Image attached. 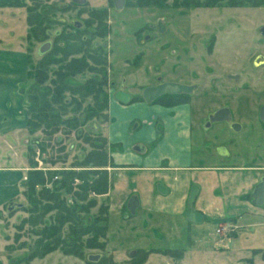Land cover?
I'll return each mask as SVG.
<instances>
[{
  "label": "rangeland",
  "instance_id": "374dc122",
  "mask_svg": "<svg viewBox=\"0 0 264 264\" xmlns=\"http://www.w3.org/2000/svg\"><path fill=\"white\" fill-rule=\"evenodd\" d=\"M19 1V6H0V76L12 72L15 73L14 77L21 80L25 69L29 70L40 59L37 48L43 40L54 42L52 36L56 31L62 33L72 30L74 22L83 24L90 20L91 11H104L103 19L89 24L94 32L91 35L86 33V36L91 46L99 45L105 51L107 84L104 90L107 96L110 82L115 88L128 89L138 97L142 96L145 87L161 81L193 85V91L184 94L191 95L198 107L203 106L212 115L221 107H228L231 111V123L214 121L212 126L220 140L227 144L235 143L236 149L240 148L234 161L256 163L262 157L260 143L264 142V121L257 115L260 107L264 106V62L255 65L254 59L257 55L264 58V0L258 6L250 2L231 4L234 0H220L212 6H183L173 3V0H164L160 5H139L136 0H125V5L120 9L113 7L112 0H86L82 6L74 5L71 0H42L38 3L32 0ZM46 31H50L51 36L43 35ZM57 67L58 64L50 66L51 70ZM93 76H97L96 72L88 70L70 81L84 82ZM29 84V81L24 84L25 98ZM66 97L70 99L71 95L66 93ZM92 106V98L87 97L79 109L70 106L62 116L79 117ZM106 110L107 103L101 112L103 117H90L81 129L82 133L99 142L102 137L105 138ZM232 123H241L242 130L234 132ZM206 124L208 120L203 123L204 126ZM95 125L98 126L97 133L91 131ZM28 134V160L39 165L38 160L44 168L71 169L80 151L86 153L90 150L89 144L77 137L74 131L66 134L61 130L55 136L63 142L65 151L57 152L58 147L53 146L36 156L31 152L32 147L37 148L32 141L34 138L42 139L43 134L40 129ZM104 143L107 145L106 138ZM244 146L248 148L242 149ZM3 152H0L1 155ZM109 166L107 163L106 167L98 169L106 170L108 177ZM91 197L97 201V205L90 210L91 214L97 212L100 204L107 206L101 195L91 194ZM20 198L15 199L11 208L7 205L0 209V264H86L84 258L66 255L59 250L42 257L28 258L29 246L37 239V235L31 232V227L22 225L28 213L25 211L26 198ZM124 213L129 216L126 210ZM261 219L264 221V217ZM132 222L135 221H126L120 214H110L109 236H106L104 250L92 249L89 253L108 254L116 264H126L130 261V253L138 246L149 245L157 252L147 257L144 264H166L159 261L164 256L169 264H180V255L172 257L160 252L168 248L164 241L155 243L150 239L146 243L135 242L128 229V224ZM202 223L208 227L197 229L190 225L187 232L189 236L182 237V242L187 240L185 243H193L196 238L203 240L199 242L200 246H185V258L190 264H198L199 259L202 263L203 258L214 263V256L225 254L213 249L218 248L215 245L219 239L215 231L218 220L206 217ZM40 227H34L33 231ZM236 232L244 242L243 247L263 249V260L250 262L254 259L245 261L242 258L235 262V258H251V251H242L238 245L236 252L240 255L226 253L224 258L229 259L226 263L264 264V236H257L264 232V226H238ZM185 243L172 249L185 251ZM22 244L25 245L20 247ZM221 244L219 242L217 245ZM197 247L199 254L194 253Z\"/></svg>",
  "mask_w": 264,
  "mask_h": 264
},
{
  "label": "crops",
  "instance_id": "0c3cea01",
  "mask_svg": "<svg viewBox=\"0 0 264 264\" xmlns=\"http://www.w3.org/2000/svg\"><path fill=\"white\" fill-rule=\"evenodd\" d=\"M26 72L25 69L24 77L21 74V80L12 72L0 76V152L4 150L3 155L0 153V209L10 207L15 199L23 197L22 183L31 169L26 153L30 137L24 95ZM120 89L131 95L129 102L123 103L114 97ZM120 89L110 82L107 90L104 133L110 166L107 167V192L101 196L107 202L108 218L115 213L126 221H135L128 224L135 242L146 243L151 239L155 243L164 241L168 248H174L187 242H182V237L188 235L190 225L197 229L208 227L202 222L209 217L218 220L215 227L218 248L213 249L225 254L214 256V263L203 258L198 264H227L226 253L240 255L236 252L238 245L242 251H251V258L239 257L235 262L242 258L254 259L250 262L263 260V249L243 247L236 230L238 226H264L261 219L264 195L261 201H255V189L264 180V142L260 143L262 157L256 163L235 162L233 158L240 148L237 151V144H227L214 134L211 112L198 107L191 95L185 101L163 105L145 102L130 90ZM206 120L208 124L204 126ZM231 122L232 116L228 123ZM234 130L241 131L242 124ZM193 186H197V193L192 208L201 214L199 222L189 221L184 214ZM257 236L263 238L264 232ZM201 240L196 238L183 248L200 246ZM219 242H222L220 246ZM197 249L194 253L199 254ZM186 251L187 248L182 249L180 264H190L185 258ZM159 261L169 264L165 256Z\"/></svg>",
  "mask_w": 264,
  "mask_h": 264
},
{
  "label": "trees",
  "instance_id": "16d2710c",
  "mask_svg": "<svg viewBox=\"0 0 264 264\" xmlns=\"http://www.w3.org/2000/svg\"><path fill=\"white\" fill-rule=\"evenodd\" d=\"M173 1L183 6H212L220 0ZM262 1L234 0L230 3L250 2L251 5L258 6ZM19 2L0 0V6H19ZM163 2L164 0H136L139 5H160ZM104 16V11H91L90 20L84 22V28L73 27V31L60 32L54 38L52 48L43 53L27 70L26 78L30 82L26 91L27 128L31 133L40 129L43 134L42 139L34 138V146L41 152L53 146L58 147L57 152H64L65 145L55 136L61 130L66 134L74 131L77 137L83 138L90 146L86 153L80 151L81 154L77 156L71 169L42 170L36 168V162L30 161L31 169L22 183V194L27 200L25 211L28 213V216L23 218L22 225L31 227V232L37 235V239L32 245H26L29 246L28 258L42 257L59 250L66 255L84 258L86 264H116L110 255L102 253L96 261L87 260L89 250H104L108 231V207L100 204L95 214L90 213L92 207L97 205L91 194L101 195L107 192V172L98 169L106 167L109 162L105 138L102 137L99 142L90 135L83 134L81 130L90 117H103L101 112L107 103L104 90L107 84L105 51L100 47L91 46L86 36V33L91 35L94 32L89 24L98 19L100 21ZM53 64H58V67L51 70L50 66ZM88 70L96 72L97 76L84 82L70 81ZM66 93L71 95L70 99L66 97ZM87 97L92 98L94 106L87 108L82 114L83 117L62 116L70 106L79 109ZM187 99L188 94H164L153 102L173 105ZM97 129L92 128L91 131L97 133ZM32 149L31 152L34 153L35 149ZM38 225L41 227L33 231ZM23 245L25 244L20 247ZM153 252L157 250L135 249L130 253V261L126 264H144ZM160 252L176 257L181 255L182 250L167 248Z\"/></svg>",
  "mask_w": 264,
  "mask_h": 264
},
{
  "label": "water",
  "instance_id": "95a60500",
  "mask_svg": "<svg viewBox=\"0 0 264 264\" xmlns=\"http://www.w3.org/2000/svg\"><path fill=\"white\" fill-rule=\"evenodd\" d=\"M77 4H83L85 0H73ZM125 0H113V5L116 9H120L124 6ZM262 32L264 33V28H262ZM51 47L50 41L43 42L38 52L40 54L45 53ZM264 62V58L261 55H257L254 59V64L259 65ZM234 77V76H233ZM195 86L178 83V82H160L156 85L147 86L142 90L141 97L145 102H153L158 97L164 94H181V93H190L193 91ZM114 97L120 102L127 103L131 100V95L123 90H117L114 94ZM259 117L264 121V106H262L259 110ZM212 121H230L231 120V112L228 107H221L217 109L213 115L211 116ZM233 128L239 127V124L232 123ZM197 193V186L191 187L189 198H188V208L185 210L186 218L191 222H199L201 220V214L192 208V202L194 201L195 195ZM264 195V180L260 182L255 189V201H261ZM133 199H131L132 201ZM11 208V206L9 207ZM129 210L133 211V208H129ZM100 253H89L87 254V260L96 261L100 258Z\"/></svg>",
  "mask_w": 264,
  "mask_h": 264
},
{
  "label": "flooded vegetation",
  "instance_id": "af4514ba",
  "mask_svg": "<svg viewBox=\"0 0 264 264\" xmlns=\"http://www.w3.org/2000/svg\"><path fill=\"white\" fill-rule=\"evenodd\" d=\"M32 1H34V2L36 1L35 3H38V2H41L42 0H32ZM71 2H72L74 5H78V6L81 5V6H82V5L85 4L86 0H85V2H84L83 4H77V3H75L73 0H71ZM112 4H113V0H112ZM124 5H125V4H124ZM113 7H114V5H113ZM114 8H115V7H114ZM83 26H85V23H84V22H83V24H82L81 22H80V23H79V22H78V23H77V22H76V23L74 22V24H73V27H78V28H80V27H83ZM69 31H70V30H67L66 32H69ZM59 34H60V32H59V31H56V32L53 34V36H52L53 39H54L57 35H59ZM46 36H51V35H50V31H46ZM45 41H50V40H49V39H45V40H43V41L39 44V46H38V48H37V53H39V52H38V49H39L40 45H41L43 42H45ZM50 43H51V47L49 48V50H50V49L52 48V46H53V41H52V42L50 41ZM95 47H99V45H95ZM49 50H48V51H49ZM48 51H46V52H48ZM46 52H45V53H46ZM39 54H40V53H39ZM41 55H42V54H40V56H41ZM181 94H184V93H181ZM188 97H189V95H188ZM260 108H261V107H260ZM216 110H217V109H216ZM216 110H215V111H216ZM259 110H260V109H259ZM215 111H214V112H215ZM258 112H259V111H258ZM211 116H212V115H211ZM259 118H260V117H259ZM262 121H263V120H262Z\"/></svg>",
  "mask_w": 264,
  "mask_h": 264
},
{
  "label": "built area",
  "instance_id": "2783aa9c",
  "mask_svg": "<svg viewBox=\"0 0 264 264\" xmlns=\"http://www.w3.org/2000/svg\"><path fill=\"white\" fill-rule=\"evenodd\" d=\"M34 153L36 154V156H39L40 150H39L38 148H36V149L34 150ZM36 156H35V158H36V160H37V157H36ZM37 162H39V165H38V164L36 165V168H37V169H42V170L51 169V168H44V167L41 166V162H40V161L37 160ZM53 169H56V168H53Z\"/></svg>",
  "mask_w": 264,
  "mask_h": 264
}]
</instances>
